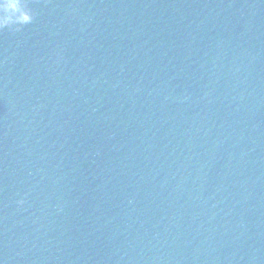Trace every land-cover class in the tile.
Masks as SVG:
<instances>
[{"label": "water", "instance_id": "water-1", "mask_svg": "<svg viewBox=\"0 0 264 264\" xmlns=\"http://www.w3.org/2000/svg\"><path fill=\"white\" fill-rule=\"evenodd\" d=\"M30 4L0 31V264H264V0Z\"/></svg>", "mask_w": 264, "mask_h": 264}, {"label": "clouds", "instance_id": "clouds-1", "mask_svg": "<svg viewBox=\"0 0 264 264\" xmlns=\"http://www.w3.org/2000/svg\"><path fill=\"white\" fill-rule=\"evenodd\" d=\"M36 12L31 7L30 0H0V31L20 32L25 26L33 23ZM27 203L25 193L16 200L17 206ZM58 211L62 209L58 208Z\"/></svg>", "mask_w": 264, "mask_h": 264}]
</instances>
